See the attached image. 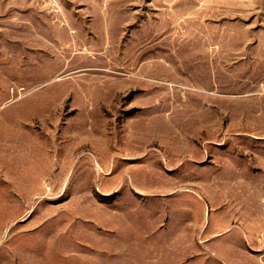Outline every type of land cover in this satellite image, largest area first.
<instances>
[{"label":"rangeland","instance_id":"374dc122","mask_svg":"<svg viewBox=\"0 0 264 264\" xmlns=\"http://www.w3.org/2000/svg\"><path fill=\"white\" fill-rule=\"evenodd\" d=\"M0 235L19 263L264 264V0H0Z\"/></svg>","mask_w":264,"mask_h":264},{"label":"crops","instance_id":"0c3cea01","mask_svg":"<svg viewBox=\"0 0 264 264\" xmlns=\"http://www.w3.org/2000/svg\"><path fill=\"white\" fill-rule=\"evenodd\" d=\"M257 221H259V220H257ZM209 232H214V230L211 229V226L209 227ZM233 232H234L233 236L236 237L237 241H238V242L234 243V247H240V248L243 247L244 246L243 244L245 243L244 242V239H245L244 237H246L245 236V233H246L245 229L244 228H242V229L239 228V230L237 229V230H235ZM231 235L232 234H230V233L227 234V233H225V231H223L221 234H218L216 236L217 238H215V240H217L219 243H221L222 247L224 248L225 242L228 241L227 239L230 238ZM2 237L3 236L0 235V240H1ZM111 244H107V246L105 248H103V250L104 249L106 250V254L107 255H111L112 257L113 256H117V255L119 256L120 254H121V256L124 255V252H125L124 251L125 250L124 247H121V249H118V247L116 248V247L112 246ZM139 248L142 250L141 254L147 252V248L146 247H142V246L140 247L139 246ZM3 249L4 250L8 249L10 251V254L13 256V260L10 261L9 263L6 262L5 264H33V262H26V263H24V262H20L19 263L18 262L17 254L19 255V254H21V252L19 251V248H17V246H11V247H5V248L0 247V250H3ZM96 249H98V250H95V252L99 253L100 248L97 247ZM150 249H151V251L154 250V248H150ZM41 250H42L41 251L42 254H53V255H62V254L64 255L65 254V247H63V246L62 247L59 246L57 248H52V249L46 248V249H41ZM51 251H52V253H51ZM57 261H58L57 264H65L63 262H60L61 259L59 260V258L57 259ZM40 264H49V263H40Z\"/></svg>","mask_w":264,"mask_h":264}]
</instances>
